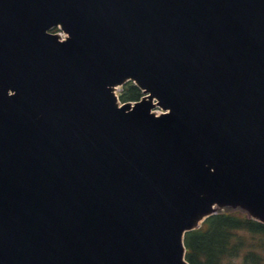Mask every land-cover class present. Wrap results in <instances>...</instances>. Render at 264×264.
<instances>
[{
    "label": "water",
    "instance_id": "1",
    "mask_svg": "<svg viewBox=\"0 0 264 264\" xmlns=\"http://www.w3.org/2000/svg\"><path fill=\"white\" fill-rule=\"evenodd\" d=\"M225 208L264 223V0H0V264H190Z\"/></svg>",
    "mask_w": 264,
    "mask_h": 264
},
{
    "label": "trees",
    "instance_id": "2",
    "mask_svg": "<svg viewBox=\"0 0 264 264\" xmlns=\"http://www.w3.org/2000/svg\"><path fill=\"white\" fill-rule=\"evenodd\" d=\"M142 90L132 81L124 86L120 99L136 101ZM257 242L249 241L251 238ZM190 264H264V224L242 212L223 211L207 218L202 226L186 234ZM260 249V250H258Z\"/></svg>",
    "mask_w": 264,
    "mask_h": 264
},
{
    "label": "rangeland",
    "instance_id": "3",
    "mask_svg": "<svg viewBox=\"0 0 264 264\" xmlns=\"http://www.w3.org/2000/svg\"><path fill=\"white\" fill-rule=\"evenodd\" d=\"M53 32H59V33H61V30L60 29H55ZM124 91V87L123 86H120L117 90H116V92L120 95L122 92ZM161 111V109H159V108H157L156 109V112L157 113H159ZM225 211L227 210V211H230V212H242V213H245L246 214V212L244 211V210H242V209H230V208H228V209H224ZM248 215V214H247ZM253 241V242H257V241H255V240H253L252 239V237L251 238H249V241ZM258 250H260V249H258ZM237 261L238 262H240L239 264H244V260H243V258L242 259H237Z\"/></svg>",
    "mask_w": 264,
    "mask_h": 264
}]
</instances>
